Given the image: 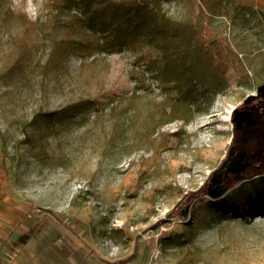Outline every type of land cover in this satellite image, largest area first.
I'll return each mask as SVG.
<instances>
[{
    "label": "rangeland",
    "instance_id": "obj_1",
    "mask_svg": "<svg viewBox=\"0 0 264 264\" xmlns=\"http://www.w3.org/2000/svg\"><path fill=\"white\" fill-rule=\"evenodd\" d=\"M161 12L189 21L224 65V91L187 121L132 52L69 48L74 10L59 0H0V253L14 231L32 239L64 221L107 264H264V206L218 209L206 195L233 108L264 82V3L169 0ZM262 170L239 161L222 185L252 190Z\"/></svg>",
    "mask_w": 264,
    "mask_h": 264
},
{
    "label": "trees",
    "instance_id": "obj_2",
    "mask_svg": "<svg viewBox=\"0 0 264 264\" xmlns=\"http://www.w3.org/2000/svg\"><path fill=\"white\" fill-rule=\"evenodd\" d=\"M59 1L62 7L74 10L71 19L78 36L69 48L77 53L132 52L136 62L142 63V75L149 73L161 89L170 93L175 101V115L182 120L187 121L195 112L203 111L215 95L224 91L223 63L215 62L212 51L204 46L197 28L189 21H173L161 12V2L169 0ZM199 1L206 3V0ZM95 105L93 100L78 102L58 115L88 111ZM56 116V112L42 114L43 124H54ZM238 162L229 150L221 168L211 172L209 178L214 181L206 195L218 209L251 210L256 209L257 203L264 206V180H248L252 190H231L222 185L228 181V174L235 173L227 172V167ZM182 203L180 200L168 217L175 216ZM189 204L190 201L182 207Z\"/></svg>",
    "mask_w": 264,
    "mask_h": 264
},
{
    "label": "crops",
    "instance_id": "obj_3",
    "mask_svg": "<svg viewBox=\"0 0 264 264\" xmlns=\"http://www.w3.org/2000/svg\"><path fill=\"white\" fill-rule=\"evenodd\" d=\"M240 2L254 6L263 4L264 0ZM41 231L39 237L32 239L30 236H21L27 232L26 229L14 231L8 238L10 243L4 246L5 252L0 253V264H107L100 252L97 251L96 255L91 253L88 238L83 236L82 242L79 241L80 235L86 232L79 225L61 221L54 225L47 224ZM115 264H127V260L119 258Z\"/></svg>",
    "mask_w": 264,
    "mask_h": 264
},
{
    "label": "flooded vegetation",
    "instance_id": "obj_4",
    "mask_svg": "<svg viewBox=\"0 0 264 264\" xmlns=\"http://www.w3.org/2000/svg\"><path fill=\"white\" fill-rule=\"evenodd\" d=\"M230 122L231 157L240 162L264 161V82L236 104Z\"/></svg>",
    "mask_w": 264,
    "mask_h": 264
}]
</instances>
